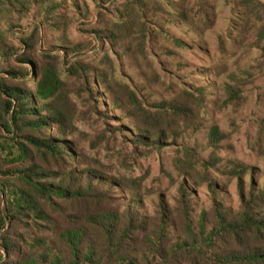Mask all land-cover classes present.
I'll return each instance as SVG.
<instances>
[{
  "label": "rangeland",
  "instance_id": "obj_1",
  "mask_svg": "<svg viewBox=\"0 0 264 264\" xmlns=\"http://www.w3.org/2000/svg\"><path fill=\"white\" fill-rule=\"evenodd\" d=\"M45 70L56 73L48 104L63 115L71 167L109 181L112 208L156 218L160 202L176 208L184 184L196 222L212 213L211 186L230 214L239 184L264 191V0H0V80L34 92ZM13 130L0 153L2 211L29 165L13 162L14 144L62 137ZM39 202L53 223H7L25 241L22 260L38 258L26 244L62 222Z\"/></svg>",
  "mask_w": 264,
  "mask_h": 264
},
{
  "label": "trees",
  "instance_id": "obj_2",
  "mask_svg": "<svg viewBox=\"0 0 264 264\" xmlns=\"http://www.w3.org/2000/svg\"><path fill=\"white\" fill-rule=\"evenodd\" d=\"M22 62L34 71L32 61L24 57ZM23 74L30 77L27 67ZM55 80L56 73L45 70L41 79L31 81L34 92L0 80V153L5 152V135L14 134L13 129L41 133L54 128L62 136L46 140L30 135L24 138L27 144H14L13 162L29 161V165L18 170L23 187L11 193L5 211L0 200V264H264V191L260 189L246 193L239 184L240 211L230 214L211 186L212 213L201 211L196 222L184 184L176 208L168 209L162 201L156 218L127 204L122 210L112 208L111 188L103 189L111 187L109 181L71 167L73 153L61 139L63 115L48 104ZM30 147L40 151L46 165L33 161ZM49 161L55 167L48 166ZM40 200L58 207L62 222H57L49 239L42 235L26 244L43 251L38 258L22 260L19 242L25 245V241L6 229L7 223L12 225L20 216L53 223L56 217L45 212ZM248 236L259 240L251 244L244 240Z\"/></svg>",
  "mask_w": 264,
  "mask_h": 264
}]
</instances>
